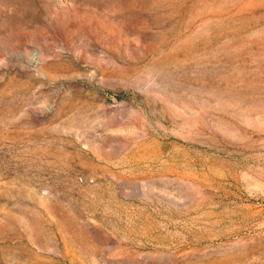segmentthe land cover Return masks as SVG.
Returning a JSON list of instances; mask_svg holds the SVG:
<instances>
[{"label":"rangeland","instance_id":"1","mask_svg":"<svg viewBox=\"0 0 264 264\" xmlns=\"http://www.w3.org/2000/svg\"><path fill=\"white\" fill-rule=\"evenodd\" d=\"M0 264H264V0H0Z\"/></svg>","mask_w":264,"mask_h":264}]
</instances>
